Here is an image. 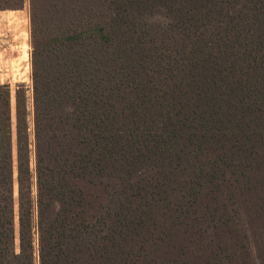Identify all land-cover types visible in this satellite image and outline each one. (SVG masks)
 Returning <instances> with one entry per match:
<instances>
[{
  "label": "trees",
  "instance_id": "trees-1",
  "mask_svg": "<svg viewBox=\"0 0 264 264\" xmlns=\"http://www.w3.org/2000/svg\"><path fill=\"white\" fill-rule=\"evenodd\" d=\"M28 1L0 264H264V0Z\"/></svg>",
  "mask_w": 264,
  "mask_h": 264
},
{
  "label": "rangeland",
  "instance_id": "rangeland-1",
  "mask_svg": "<svg viewBox=\"0 0 264 264\" xmlns=\"http://www.w3.org/2000/svg\"><path fill=\"white\" fill-rule=\"evenodd\" d=\"M33 37L29 1L20 10L0 11V85L10 87L11 120L14 122V93L25 84L26 97L32 99Z\"/></svg>",
  "mask_w": 264,
  "mask_h": 264
}]
</instances>
